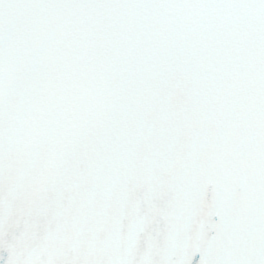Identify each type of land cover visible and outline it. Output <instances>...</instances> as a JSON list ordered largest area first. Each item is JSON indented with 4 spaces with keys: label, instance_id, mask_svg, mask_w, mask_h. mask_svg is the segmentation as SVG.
Wrapping results in <instances>:
<instances>
[{
    "label": "snow or ice",
    "instance_id": "6c2138e0",
    "mask_svg": "<svg viewBox=\"0 0 264 264\" xmlns=\"http://www.w3.org/2000/svg\"><path fill=\"white\" fill-rule=\"evenodd\" d=\"M0 264H264V0H0Z\"/></svg>",
    "mask_w": 264,
    "mask_h": 264
}]
</instances>
